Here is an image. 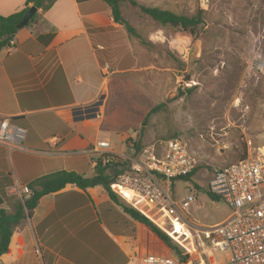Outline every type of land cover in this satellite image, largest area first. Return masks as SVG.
Here are the masks:
<instances>
[{"label": "rangeland", "instance_id": "obj_1", "mask_svg": "<svg viewBox=\"0 0 264 264\" xmlns=\"http://www.w3.org/2000/svg\"><path fill=\"white\" fill-rule=\"evenodd\" d=\"M134 1L178 15L199 14L203 23L193 37L179 28L161 26L142 16L137 6L121 2L123 17L145 43L123 26L103 38L111 58L103 60L109 73L97 135L126 151L135 140L140 147H161L171 137H184L198 167L189 181L174 180V198L181 205L194 195L185 220L213 225L230 213L224 201L208 196L214 169L260 152L264 158V0ZM161 103L165 106L151 112ZM109 173H114L112 168ZM85 174L91 176L93 169ZM111 190L122 205L137 202L138 195L129 190L116 185ZM154 211L170 228V216L160 208ZM140 227L144 234L134 241L140 237L144 242L151 233ZM169 234L194 264L228 258L227 252L196 240L194 244L173 229ZM149 247L175 256L159 245Z\"/></svg>", "mask_w": 264, "mask_h": 264}, {"label": "crops", "instance_id": "obj_2", "mask_svg": "<svg viewBox=\"0 0 264 264\" xmlns=\"http://www.w3.org/2000/svg\"><path fill=\"white\" fill-rule=\"evenodd\" d=\"M25 1L0 0V15L20 11ZM37 13L0 49V116L26 130L22 149L0 145V210L7 214L26 196L17 185L58 170L85 176L93 169L86 148L100 138L109 73L101 60L111 58L103 38L121 26L101 0H55ZM140 226L102 187L68 184L42 196L13 227L0 264H129L142 251L155 252L134 243L144 234Z\"/></svg>", "mask_w": 264, "mask_h": 264}, {"label": "built area", "instance_id": "obj_3", "mask_svg": "<svg viewBox=\"0 0 264 264\" xmlns=\"http://www.w3.org/2000/svg\"><path fill=\"white\" fill-rule=\"evenodd\" d=\"M26 130L13 123L11 117L0 116V145L22 149ZM129 151L112 146L108 138H96L86 148L92 167L97 164L114 166L117 171L110 184L138 195L132 206L150 217L167 232L175 222L184 225L191 238L228 253V258L216 264H264V158L257 156L239 159L214 169L208 190L224 201L230 213L210 226L185 220L186 207L194 200L189 194L180 203L174 198L173 183L186 176L197 165L187 141L182 136L165 140L161 147L149 144L137 150L134 142ZM25 196L31 194L27 185L14 189ZM154 208H160L171 218L170 228L164 218H157ZM167 227V228H166ZM179 242V241H178ZM129 264H194L181 256L142 251L131 257Z\"/></svg>", "mask_w": 264, "mask_h": 264}, {"label": "trees", "instance_id": "obj_4", "mask_svg": "<svg viewBox=\"0 0 264 264\" xmlns=\"http://www.w3.org/2000/svg\"><path fill=\"white\" fill-rule=\"evenodd\" d=\"M101 1L110 9L113 21L123 26L126 32L130 35L139 38L141 40V43L143 44L145 43V41L141 39L136 30L123 17L120 6L121 2L127 1L131 5L137 6L142 16L161 26H171L179 28L180 30L189 33L193 37H196L198 35L200 25L203 23L202 17L199 14L193 16L178 15L167 9H162L156 6H145L138 4L134 0ZM54 2L55 0H26L23 9H21L20 11H17L7 16L0 15V49L8 45L10 40L13 39L14 35L19 30L17 28V24L19 23L24 13L29 9V7L34 6L37 8V10L40 9L43 12L48 10ZM39 16L40 14L35 12L33 16L29 19L26 26H29L34 21H36ZM101 64H103V60H101ZM164 106L165 105L163 103L158 104L151 109V112L161 109ZM133 142L135 148L139 150L141 147L140 144L137 143L138 141L135 140ZM197 167L198 166H195V168L190 173H188L186 176L179 177L178 179L189 181L190 177L196 172ZM111 168L114 171L113 174L109 173ZM115 172L116 168L114 166H102L99 163L95 167H93V175L90 177L84 176L83 174L77 173L75 171L58 170L37 177L30 181L27 186L31 190V194L23 197L22 202L18 206H16V209L12 214H7L3 210H0V255L5 253L8 249V244L13 227L20 224L27 217L31 216L33 209L36 207L39 199L42 196L57 192L63 189L66 185L72 184L84 191L97 186L102 187L105 193L107 194L108 198L114 204L119 206L123 213H125L133 221L138 222L150 231L151 236L146 237L144 242H142L139 237L137 241H134L135 244L150 249L149 246L153 243V245H159L161 249L165 248L169 251H172L175 256H181L183 260L190 259V256L184 253V251H182L181 243L176 241L169 234V232L155 224L149 216L143 214L142 212L133 207L122 205L119 202L118 198L115 196V194L110 188V184L113 181V175L115 174ZM207 191L208 196L211 200H219V198L213 195L208 190V188Z\"/></svg>", "mask_w": 264, "mask_h": 264}, {"label": "water", "instance_id": "obj_5", "mask_svg": "<svg viewBox=\"0 0 264 264\" xmlns=\"http://www.w3.org/2000/svg\"><path fill=\"white\" fill-rule=\"evenodd\" d=\"M37 12V8L34 6L29 7V9L24 13L19 23L17 24V28L20 29L28 23L29 19L33 16V14ZM144 124V123H142Z\"/></svg>", "mask_w": 264, "mask_h": 264}, {"label": "bare ground", "instance_id": "obj_6", "mask_svg": "<svg viewBox=\"0 0 264 264\" xmlns=\"http://www.w3.org/2000/svg\"><path fill=\"white\" fill-rule=\"evenodd\" d=\"M173 230L176 231L178 234H181V235H184V236H186L188 238H191L190 231L184 225H181L180 223L175 222Z\"/></svg>", "mask_w": 264, "mask_h": 264}]
</instances>
